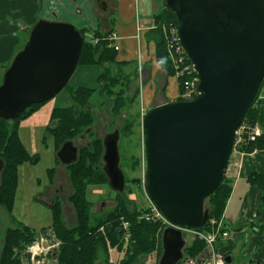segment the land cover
I'll use <instances>...</instances> for the list:
<instances>
[{"label": "water", "instance_id": "1", "mask_svg": "<svg viewBox=\"0 0 264 264\" xmlns=\"http://www.w3.org/2000/svg\"><path fill=\"white\" fill-rule=\"evenodd\" d=\"M162 4L174 13L180 43L199 78L192 100L153 107L140 125L143 191L170 224L161 234L158 264H177L184 257L183 231L200 229L209 219L204 200L221 182L235 134L264 79V0ZM82 44L72 23L39 19L0 79V118L14 120L59 93L77 67ZM119 139L118 129L102 139V169L110 188L122 193ZM78 151L75 142L65 141L55 155L66 166L77 162ZM3 166L0 158V173ZM224 262L231 264L230 257Z\"/></svg>", "mask_w": 264, "mask_h": 264}, {"label": "trees", "instance_id": "2", "mask_svg": "<svg viewBox=\"0 0 264 264\" xmlns=\"http://www.w3.org/2000/svg\"><path fill=\"white\" fill-rule=\"evenodd\" d=\"M162 8L153 17L154 29L147 31L144 35L147 43L153 42L154 44L155 60L159 68L165 69L167 77H176L162 27L171 24L177 25V21L174 13L164 7ZM78 30L82 35L83 44L76 64L77 66L79 63L102 66V71L98 75L99 87L96 89L79 87L73 90V104L54 108L49 115V123L44 129L47 136L53 139L55 152L65 141L74 142L86 133L88 137L90 136L88 144L79 147L77 162L65 167L68 174L67 181L71 186V193H69L66 201L73 207L75 224L72 226L66 224L61 207L62 201L59 198H56L49 206L51 212L49 226L35 230L22 222L15 221L12 208H14V195H16L19 182L17 169L24 163L35 164L38 161V156L36 154L31 155L22 144L18 130L20 122L36 111V107L42 103L30 106L14 120L0 118V158L4 164L0 173V208L4 209L16 222L13 227H8L4 231L0 245V264H32L29 260L30 255L26 252L28 246L36 242L39 237H46L49 233L50 238L58 244L48 254L51 259L55 260L56 264H98L100 257L102 258L101 264H112L108 258L109 247L122 254V257L115 264H143L145 262H141L140 259L145 256L148 257L150 254L156 255L157 261H159L160 254H162L160 241L161 234L167 227L166 224L160 219H145L144 213L146 214L150 210L134 207L130 199L127 198L126 190L122 193L113 191L115 193V206L98 213L93 212V203L87 199L88 187L109 186L108 179L102 169L103 140L101 137L95 136L92 130L90 131V127L95 122L94 108L92 107L104 100L110 104V113L113 117L119 118L122 111H125L127 116L123 124L114 128L119 130L120 139H128L134 135L135 128L139 125V112L129 113L138 104L136 102L139 98V87L130 94L132 79L122 72L124 62H117V51L112 46L111 48L108 47L109 42L102 40L103 35L101 33H92V37L101 38L97 43H93L85 37L88 32L86 29ZM26 39L27 37L21 39L22 42L15 52L23 47ZM8 65L1 66L2 75ZM176 79L178 98H175V101H181L184 78L176 77ZM263 85L264 79L261 81L258 93L255 94V98L242 121L250 128L256 126L259 94H261ZM233 148L238 152L248 154L256 150L264 151V132L260 133L254 141H250L245 136ZM56 162L59 163L58 160ZM138 164H140L139 158L132 156L131 167L136 169ZM54 172L55 168L48 170L49 184L53 183ZM225 173H223L221 182L215 191L204 200L209 204L208 214L211 219L222 217L232 192V180L226 177ZM247 182L259 190V211L263 210L264 173L250 174L247 177ZM125 183L139 185L140 180L125 176ZM125 189H127V185ZM123 222L128 223L127 231L122 228ZM207 226L208 224L195 230L203 231L208 228ZM217 245L220 251L222 244L217 242ZM53 254H56L55 257ZM183 254V260L177 264H185L187 259L200 260V255L204 254L203 258L207 255L206 243L204 240L194 237L190 244L185 246ZM36 258L39 259L40 257L37 256Z\"/></svg>", "mask_w": 264, "mask_h": 264}, {"label": "crops", "instance_id": "3", "mask_svg": "<svg viewBox=\"0 0 264 264\" xmlns=\"http://www.w3.org/2000/svg\"><path fill=\"white\" fill-rule=\"evenodd\" d=\"M162 7H164L162 0H0V63L8 57L11 59L14 54L11 56L10 54L19 47L23 35L27 37L31 26L39 19L70 24L83 23L84 26L80 29H86L88 33L99 32L103 36L115 34L117 39L112 43L120 47L117 52V62H124L125 72L123 68L122 72L132 79L130 94L140 87V98L137 99L138 104L135 106L142 115L149 107L153 108L178 98L176 77H167L165 69L159 68L155 60L154 44L147 43L144 35L147 31L154 29L153 17L163 9ZM39 12L43 16H40ZM2 76V68H0V79ZM69 90L72 91V89ZM263 99L264 96L260 94L258 116L254 127L261 133L264 132ZM32 114L26 117L23 123L20 122L19 135L20 130L24 131L28 129V126L38 127V125L26 124L27 118L32 119ZM29 135L32 139L33 131ZM235 153L240 156V162L237 164L235 157L228 162L225 174L232 180V192L221 217L228 236L220 241L221 252L217 243L215 248L223 255V259L229 256L231 264H264V233L261 232L264 229V209L259 211V190L249 184L253 189L249 193L247 190L245 197L233 198L238 186L237 180L245 177L247 181V177L252 173H264V151L256 150L250 154L238 151ZM33 154L34 152L31 153ZM57 166L50 187L56 186L64 174L65 180H68L65 168L67 165L63 166L59 161ZM67 182L70 186L69 181ZM68 195L64 200L60 199L64 220L66 219L65 205L71 207L66 201ZM59 197L61 196L56 194L47 206L52 205ZM71 208L74 212L73 207ZM65 222L67 224V220ZM247 225L252 230L250 236L247 235ZM203 255L199 258L202 259ZM247 256L250 257L241 259ZM101 260L100 257L98 264H101Z\"/></svg>", "mask_w": 264, "mask_h": 264}, {"label": "rangeland", "instance_id": "4", "mask_svg": "<svg viewBox=\"0 0 264 264\" xmlns=\"http://www.w3.org/2000/svg\"><path fill=\"white\" fill-rule=\"evenodd\" d=\"M40 16H43L41 12H39ZM90 24V22H88ZM77 29L82 28L83 23L77 24L72 23ZM86 28V27H85ZM28 37V36H27ZM25 35H23V39H25ZM22 39V40H23ZM22 42V41H21ZM20 42V44H21ZM17 49V47H16ZM14 49L13 52L16 51ZM151 49H153L151 47ZM19 51V50H18ZM17 51V52H18ZM14 54L11 53L10 56ZM16 54V52H15ZM14 54V55H15ZM11 59L9 57L6 60L1 61L0 68L3 65L10 64ZM8 67V66H7ZM125 72V67H123ZM102 71V66L99 64H80L75 68L72 76L66 86L61 89L59 93H57L54 97L49 99L48 101L42 103L39 107H36V111L32 114V119L27 118L26 124H33L38 125L35 126H28V129L22 131L20 130L21 141L22 144L25 145L29 153L31 154L34 152L36 156H38V161L35 164L31 163H24L23 165L19 166L18 173H19V182L18 187L16 190L15 202L12 215L15 217V221L22 222L25 225L35 229L41 230L43 227H47L51 223V212L48 204L51 203L52 198L59 194L61 197L59 199H65L68 193H70V186L68 182L65 180V174L60 177L58 180V184L56 186H51L49 184L48 178V170L51 168L57 169V158L54 152V145L53 139L46 134V130H44L49 123V115L51 114L52 109L59 108L63 106H69L73 103L72 91L78 88L79 86H84V88L88 89H96L99 87L98 75ZM4 73V71H3ZM143 85V84H142ZM69 89H72L70 91ZM140 89V87H139ZM261 94L264 96V85L261 91ZM260 95V94H259ZM139 98H140V91H139ZM264 101V99H263ZM93 115H94V124L90 127V131L95 134V136L101 137L103 139L107 134L112 133L115 128L121 126L124 122L125 117L127 116L125 111H122L121 116L119 118H115L110 113V104L104 100L100 101V103L93 106ZM151 107H149L150 109ZM148 109V110H149ZM139 110V108H138ZM137 111V107L134 106L129 113H134ZM141 113L139 112V125L135 128L134 135L128 137V139H119V153L120 154V168L124 173V176L130 179H139L140 184L136 183H125V188L127 185V189L124 188L127 192V198L130 199L131 204L136 207L137 209L148 208L151 212L152 205L149 203V199L147 198L144 189V178L146 171V163L144 160V144L142 138V121ZM25 120V119H24ZM21 121V123L24 122ZM116 121V122H115ZM115 122V124H114ZM112 125V127H110ZM115 127V128H114ZM33 131L34 136L31 139L30 133ZM89 132V131H88ZM90 137V136H89ZM88 134H83L79 138H77L75 144L77 146H84L89 142ZM29 143V145L27 144ZM139 158L140 164L136 169L131 167V157ZM235 157V161L237 164L240 162V156L236 155L235 151L233 150L230 154L229 161H231ZM228 161V162H229ZM232 165V163H231ZM264 166V165H263ZM231 166V170H232ZM227 169V168H226ZM264 169V168H263ZM228 171V170H227ZM227 177V176H226ZM238 183L237 189L234 192V199L242 197L246 195V192L249 193L251 186L246 181L245 177H241L239 180L236 181ZM87 199L91 201L93 204V212L98 213L104 210H108L113 208L116 204L115 203V193L110 188V186L103 187H88L87 189ZM40 199H43L40 201ZM233 199V202L235 201ZM65 213L68 225L75 224V216L72 208L65 205ZM206 209L209 210V204L205 202ZM148 212V213H150ZM146 213V214H148ZM144 213L143 217L146 216ZM229 214V213H228ZM5 211L4 209L0 208V245L2 243V238L4 231L8 227H13L16 222H14ZM264 225V223H263ZM248 228L247 235L252 234L251 227L249 225L246 226ZM264 227V226H263ZM264 233V229L261 230ZM184 241H186L185 245L190 244V242L197 237L191 231H186L184 234ZM41 238L48 241L49 244H53L54 248L57 247L50 238V233L47 234L46 237H39L38 241H41ZM198 238V237H197ZM42 244H40L41 246ZM39 246V247H40ZM52 247V248H53ZM40 252V251H39ZM47 252H43L40 255L38 260L34 262L36 264H56L55 260L51 259L50 256H46ZM51 252V251H50ZM45 253V254H44ZM109 260H113L114 263H117L119 259L122 257L121 253L115 251L111 247H109L108 252ZM250 256L241 258V259H248ZM141 262H147V264L155 263L157 261V257L154 254H150L148 257H142L140 259ZM158 262V261H157Z\"/></svg>", "mask_w": 264, "mask_h": 264}, {"label": "built area", "instance_id": "5", "mask_svg": "<svg viewBox=\"0 0 264 264\" xmlns=\"http://www.w3.org/2000/svg\"><path fill=\"white\" fill-rule=\"evenodd\" d=\"M163 34L166 39V43L168 47V53L170 56V60L172 62V65L175 69L176 77H181L183 79V90L181 92V97L183 101L192 100L193 97L199 94L198 91V83L199 78L197 76V73L195 72V68L192 65V63L188 60L187 55L180 43L178 31H177V25H169V26H163L162 27ZM93 35L90 33H87L85 37L93 43H97L101 38H95L92 37ZM117 39V36L115 34H107L105 36H102V40H106L109 42L108 47L115 49L117 52L120 50L119 45H113V41ZM144 114V113H143ZM142 114V115H143ZM260 130L257 128H250L246 124H242L236 134H235V140H234V147L235 145L239 144L243 138L246 136L250 141H254L257 136L260 135ZM153 209H151V212L146 214L144 217L145 219L149 220H155L160 219L166 226H170L168 221L161 216V214L157 211L155 207L152 206ZM208 224V228L203 231H192L194 235H196L199 239L204 240L206 243V257L196 260V259H187L185 264H224L223 255H221L219 252H217L215 246L217 242H220L222 239L227 238L228 231L223 226L222 218L220 219H210L206 223ZM123 230L127 231L128 229V223L123 222L122 223ZM40 243H34L33 245L29 246L27 249L28 254H31V261L33 264H36L34 261L35 256L38 255L39 251L42 253V247H39ZM109 247V246H108ZM52 248L51 246L47 247L45 251ZM110 263H114L113 260H109Z\"/></svg>", "mask_w": 264, "mask_h": 264}, {"label": "bare ground", "instance_id": "6", "mask_svg": "<svg viewBox=\"0 0 264 264\" xmlns=\"http://www.w3.org/2000/svg\"><path fill=\"white\" fill-rule=\"evenodd\" d=\"M258 93V92H257Z\"/></svg>", "mask_w": 264, "mask_h": 264}]
</instances>
